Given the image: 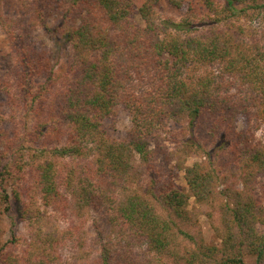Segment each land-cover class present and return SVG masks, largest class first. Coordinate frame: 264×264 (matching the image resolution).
<instances>
[{
  "label": "trees",
  "instance_id": "1",
  "mask_svg": "<svg viewBox=\"0 0 264 264\" xmlns=\"http://www.w3.org/2000/svg\"><path fill=\"white\" fill-rule=\"evenodd\" d=\"M9 1L0 0V25L25 22L27 39L37 22L59 14L61 22L45 28L71 43L76 65L52 101L58 76L47 50L26 41L15 59L6 55L17 68L16 86L13 73L0 66V95L21 91L26 115L39 119L35 135L7 130L0 103V203L9 212L17 202L30 234L20 254L0 240V264H61L67 246L85 247L92 214L101 264H149L135 254L138 244L177 264H246L247 256L264 264V203L254 194L256 177L264 175V140L257 138L264 128V0H166L185 14L161 22L162 0H18L24 19L3 14ZM120 110L131 120L125 137L104 127ZM240 118L246 120L241 129ZM182 120H188L189 136H177L170 150L164 135ZM187 149L206 158L186 170L191 195L172 170L163 179L155 171L159 156ZM135 155L147 168L135 165ZM217 158L248 170L244 188L224 191L232 200L220 206L221 245L195 243L183 252L181 239L194 240L183 229L191 196L214 203L218 195L223 168ZM146 172L150 182L140 186ZM36 196L72 226H50L30 205Z\"/></svg>",
  "mask_w": 264,
  "mask_h": 264
},
{
  "label": "rangeland",
  "instance_id": "2",
  "mask_svg": "<svg viewBox=\"0 0 264 264\" xmlns=\"http://www.w3.org/2000/svg\"><path fill=\"white\" fill-rule=\"evenodd\" d=\"M137 5L142 3L143 0H134ZM219 3H223L224 0H218ZM205 13V12H204ZM3 14L7 17H12L15 19H24L23 12L20 8V3L18 0H11L3 6ZM185 14V9H179L170 5L166 0H162L157 8V19L161 22L165 19H172L179 21ZM61 22V16L57 13H52L46 17L45 22H37L36 28L31 29V38L27 39L26 31L24 27L26 23L22 22L18 27H10L8 25H0V66L5 72L13 73L11 76V81L14 86L17 85L19 77L14 72L17 68H13L5 60L6 55L16 58L17 48L26 43H34V46L38 50H47L51 55L52 62L55 67V71L58 76V83L54 88L53 92L49 96V99L55 100L60 91L63 90L65 84L68 82L71 73L76 65L74 49L71 43L65 41L60 35L56 33L49 32L45 28V24L50 27H56ZM45 23V24H44ZM256 23H261L260 18L256 20ZM44 24V25H43ZM21 40H24L21 41ZM28 41V42H26ZM20 69V68H19ZM42 81V80H38ZM16 88V87H15ZM10 94L2 93L0 95V103L2 104V115L8 121L5 125L7 130L12 131L14 127L21 130L24 136L35 135L36 126L38 125V118L36 116L26 115V109L24 107L23 101H20L21 91L14 90ZM20 93V94H19ZM20 102V105H19ZM18 106L17 109L13 110V107ZM239 128H243L246 125V120L240 118L238 120ZM104 127L106 130L115 136L125 137L127 132L131 127V120L129 115L124 111L120 110L118 115L109 119L105 122ZM171 131L164 135L166 145L168 149L173 150L176 145L177 136H182L184 133L189 136L188 130V120H182L180 122H172L170 126ZM43 138L46 136L43 135ZM199 138V136L197 135ZM258 140H264V128L257 132ZM58 142L55 140L50 144L53 148ZM93 145L87 146V154L91 157L94 156ZM49 159H53L58 163L60 159L54 157L51 154L47 156ZM206 158L201 157L200 153L195 150L187 149L172 155L171 158H166L164 156H159L156 162L155 171L161 179L170 175V170L173 171L171 175L175 177L177 185L188 192L191 195L190 189L185 180L186 170L192 167L195 163L205 161ZM223 168V173L221 174L217 184L216 190L218 195L216 196L215 202H200L194 196H191L189 203L187 205V210L189 212L190 220L184 225L183 229L188 231L193 237L194 242L190 240L181 239L183 245V252L187 249H194L196 244L205 246H216L221 245V240L218 236L216 228L223 227V214L220 206L230 202L231 196L224 191L230 189L243 190L244 188V177L248 170L245 167H234L229 168L224 162L220 161ZM67 159L66 161H69ZM63 162H65L63 160ZM134 163L141 168H147L141 165V159L138 155L134 157ZM150 173L146 172L144 177H142L140 186H147L150 182ZM255 190L254 194L264 203V175L260 174L256 177L254 183ZM28 199L25 198V200ZM30 205L33 208L40 209L42 214L47 217L49 225L52 227H57L58 230L63 231L72 226V221L68 219L65 215L55 212L52 209H47L42 202L40 197L30 200ZM87 225V231L84 237V248L79 245H69L65 250L60 253L61 264H101L99 255L101 253V246L94 245L93 243L99 239L98 233L96 232L97 221L96 216L92 214ZM104 228V227H103ZM106 228H104V231ZM106 232V231H105ZM29 230L25 221H22L17 214V202L12 201L11 209L9 212L5 211V206L0 203V240L2 244L8 243L7 248L14 250V253H21V250L26 247L27 243L25 240L29 238ZM17 238L16 243H11L13 239ZM106 237L105 241H107ZM113 242L116 241L112 237ZM108 242V241H107ZM112 243V242H111ZM15 244V245H14ZM116 244V243H115ZM118 247L123 246V242ZM87 251H94V254L88 255ZM135 254L137 257L143 258L147 257L148 261H152L149 264H177L172 257L161 258L157 254L148 253L145 244H138L135 248ZM80 257V258H79ZM246 264H257L256 258L253 256L246 257Z\"/></svg>",
  "mask_w": 264,
  "mask_h": 264
}]
</instances>
